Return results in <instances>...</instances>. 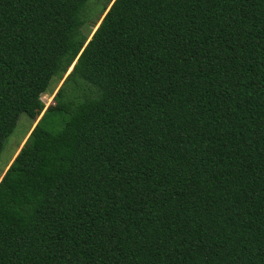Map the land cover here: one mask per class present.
I'll return each mask as SVG.
<instances>
[{"label": "trees", "instance_id": "obj_1", "mask_svg": "<svg viewBox=\"0 0 264 264\" xmlns=\"http://www.w3.org/2000/svg\"><path fill=\"white\" fill-rule=\"evenodd\" d=\"M89 1L0 0V152L73 65L2 171L0 264L69 233L81 264H264V0H104L84 34Z\"/></svg>", "mask_w": 264, "mask_h": 264}, {"label": "snow or ice", "instance_id": "obj_2", "mask_svg": "<svg viewBox=\"0 0 264 264\" xmlns=\"http://www.w3.org/2000/svg\"><path fill=\"white\" fill-rule=\"evenodd\" d=\"M234 26V25H233ZM242 27L237 28V34H242ZM0 49H2V44H0ZM237 49H240L239 52H237ZM221 52L222 50L218 49L215 53L216 58H221ZM256 53L252 51H245V46L241 43L234 42L233 47L230 52L224 53V57L228 60H231L235 63H240L241 66L244 61L254 62V57ZM261 64L264 65V54H262L261 57ZM2 66H0V75H2ZM227 83V81H225ZM262 86H264V80L261 81ZM242 82L237 77L232 81V87H241ZM248 97L251 98L253 93L249 91L247 93ZM234 99L238 101V97H234ZM261 136L264 137V131L261 132ZM14 171L15 169H11ZM10 171H6L4 173H0V184H3L5 182V177L7 175H10ZM99 179V177H97ZM53 212H55L56 204H55V198L53 200V203L51 205ZM67 214L61 211L59 214H56V219L59 221L61 216H66ZM52 228H56V224L50 225ZM63 235V233H61ZM87 239L85 236H73L71 233H69L68 237H65V240H57V243L53 245L55 249H57L56 255L64 261V264H81V257L87 256L90 259H95V256L93 254V245L89 242L92 237L90 234H86ZM97 240L100 239V237L96 238ZM47 243V241H45ZM2 246V244H0ZM262 247H264V242H262ZM205 255H207L205 253Z\"/></svg>", "mask_w": 264, "mask_h": 264}, {"label": "rangeland", "instance_id": "obj_3", "mask_svg": "<svg viewBox=\"0 0 264 264\" xmlns=\"http://www.w3.org/2000/svg\"><path fill=\"white\" fill-rule=\"evenodd\" d=\"M104 0H90L88 2V7L86 12V22L82 28V31L84 34L92 33L95 30V27L99 23V21L102 18V15H99L100 7L103 4ZM84 12V16H85ZM96 18H99L98 22L93 26V20ZM70 68L68 69V71ZM67 71V72H68ZM68 73L59 81L54 79L49 86V89L46 93L41 95V101L44 105L43 111L47 108L49 104H52V100L54 95L56 94L58 88L61 86L64 78L67 76ZM42 111V112H43ZM42 112L39 114V117L41 116ZM38 117V119H39ZM36 120H31L28 118L26 114H20L16 123V126L12 133L6 138L2 150L0 152V173H2L3 169L9 162V160L15 157V155L18 153L19 149L23 145L25 138L27 136L28 130L31 126L35 124ZM11 159V160H12ZM11 163V162H10ZM4 173V172H3Z\"/></svg>", "mask_w": 264, "mask_h": 264}, {"label": "water", "instance_id": "obj_4", "mask_svg": "<svg viewBox=\"0 0 264 264\" xmlns=\"http://www.w3.org/2000/svg\"><path fill=\"white\" fill-rule=\"evenodd\" d=\"M113 1H114V0H113ZM113 1H112V2H113ZM111 4H112V3H111ZM111 4H110V5H111ZM110 5H109V7H110ZM109 7H108V8H109ZM107 10H108V9H107ZM107 10H106V12H107ZM106 12H105V13H106ZM104 15H105V14H104ZM104 15H103V16H104ZM103 16H102V18H103ZM102 18H101V20H102ZM101 20H100L99 23L97 24L95 30H96L97 27L99 26ZM93 26H95V23L93 24ZM95 30H94V31H95ZM94 31H93V32H94ZM89 39H90V38H89ZM72 67H73V65L70 67V70H69L67 73H69V72L72 70ZM41 116H42V114H41ZM41 116L39 117L38 114L35 115V119H37L36 123L39 121V119L41 118ZM38 117H39V119H38ZM36 123H35V125H36ZM35 125H34V126H35ZM34 126H33V127H34ZM21 147H22V146H21Z\"/></svg>", "mask_w": 264, "mask_h": 264}, {"label": "bare ground", "instance_id": "obj_5", "mask_svg": "<svg viewBox=\"0 0 264 264\" xmlns=\"http://www.w3.org/2000/svg\"><path fill=\"white\" fill-rule=\"evenodd\" d=\"M96 28V27H95Z\"/></svg>", "mask_w": 264, "mask_h": 264}]
</instances>
